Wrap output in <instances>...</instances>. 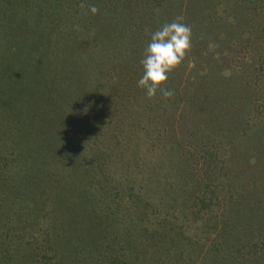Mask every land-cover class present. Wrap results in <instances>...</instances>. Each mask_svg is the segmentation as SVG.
<instances>
[{"label":"rangeland","instance_id":"374dc122","mask_svg":"<svg viewBox=\"0 0 264 264\" xmlns=\"http://www.w3.org/2000/svg\"><path fill=\"white\" fill-rule=\"evenodd\" d=\"M186 1L189 4V11L192 12L190 17L183 19L182 22L186 20L185 24L192 29L191 49L181 63L186 65L183 74L180 78L173 79L172 90L182 89L192 76L193 83H198L199 95L208 91L210 98L205 101L200 96V102L196 103L194 109L197 113L193 115L191 111L193 115L191 120L182 119L184 115L181 114L180 107L181 101L185 99L180 96L173 99L179 101L174 103L173 116L167 128L171 138L174 137V142L179 144L180 148L175 151L196 162L197 155L203 152L200 148L207 142L204 140L197 144L187 138L191 131L202 129L204 137L206 135L209 137L210 132L213 135L218 132V136L211 141L216 140L214 155L227 159V151L232 142H238L252 152L255 160L253 141H245L252 138L264 151V31H261L262 27L264 29V5H261L259 0H200V2L192 0V3ZM86 2L87 0L71 1L74 4L71 13L79 16L77 12L82 11L81 9L86 10ZM19 17L13 0H0V39H6L8 30L13 27L17 28L20 38L24 34L35 33L34 21L28 22L25 18ZM34 18L29 16L31 20ZM88 22L90 21L85 22L81 18V26L72 27L73 30L69 32L74 38L73 46L66 47L68 45L66 41V44H61L64 46L59 50L60 61L67 67L68 63L75 67L73 75L64 77L58 88H55L59 71L55 72V66L50 67L46 73L47 78L43 79L45 88L41 89L42 92H30L29 96H26L25 91L19 87L18 81L24 72L21 66L11 67L14 77L8 78L5 74L10 66L8 61L20 56L14 46L20 41L7 45L9 47L7 50L0 44V202L3 199L5 203L11 204L6 208L9 217L7 219L0 217V223L4 224L6 221V225L14 233L20 225L32 219L38 221L41 228L50 225L52 217L64 218L72 215L78 219L80 216L83 220L81 232L73 231L72 235L85 239L84 243L88 244L93 255L102 254L109 249L120 250L129 255L141 252V238L146 237L147 240L151 233L155 229H160L164 223L168 226L173 223L176 216L170 213L177 209L174 201H181L186 206L182 211L187 212L189 205L187 203L192 200L188 192L191 185L188 177H184L185 180L178 178L180 167L175 168V164L169 161L168 152L171 151L167 150L168 140L159 135L161 127L152 137L147 138L140 134L136 122L130 119L135 111L133 115L141 116L143 113L145 117L147 115L145 111L150 107L149 98L141 91L143 89L132 84L135 80H130L128 85L131 86L128 88L123 86L114 91L116 86L113 89V85L118 83L117 75L108 68V65L101 62L99 64L98 61H94L95 65H99L97 68L105 67L102 78L95 80L90 75L89 72L93 69L84 64L89 65L91 63L89 60H92V56L97 57L101 49L97 39L92 41L89 38L93 30L88 27ZM118 24L121 26V23ZM163 24L161 18L154 26H151V23L144 25L143 36L137 48L139 49L141 43L145 42L144 38L147 40V36ZM39 27L42 28L41 25ZM118 41L119 38L116 39V43ZM38 42L39 40L36 44ZM117 49L119 51L118 46ZM21 51L23 58L25 51ZM115 58V61H122L123 65H127L130 60V57L126 59V56L120 55ZM22 61L24 65L26 60ZM63 63H59V68ZM251 63L263 68L256 79L245 75L246 71H250L248 65ZM180 65L172 70L174 76L179 75L177 72ZM125 68L126 66L124 70ZM123 74L133 75L129 72ZM95 75L98 76V71H95ZM226 78L231 81L223 86L221 81ZM16 80L18 87H12ZM105 82L111 85L105 86ZM169 82L170 80L162 86H167ZM223 113L228 115L225 116ZM108 120L112 122L106 125ZM217 121L224 127L222 130L213 127V123ZM48 123L50 128L41 134L39 131ZM123 123L126 124L122 134L124 138L118 134L114 135L118 132L116 128ZM107 127L113 134L106 133ZM113 136V144L121 147L126 157L135 163L144 156V160L147 158V162L151 161L155 168L146 172L143 163L137 162L141 167L131 169L128 174L101 175L98 183L94 182L98 178V173L83 171L82 176L84 175L85 180L82 185V199L76 202V193L70 190L76 177L71 176L67 181L62 179L61 174L81 168L83 170L90 168L94 171L98 169L96 161L99 159L103 161L110 158L108 161L112 160L115 163L117 158L109 156V148L105 147L106 142L110 143ZM142 137L143 141H140ZM220 141L223 142L222 147ZM49 143L54 146L50 147ZM129 146L136 151L135 154L131 155L128 152ZM135 146L140 148L136 149ZM36 157L48 163L49 180L39 186H36L34 178L41 176V173L39 170L37 175L32 164L37 161ZM243 157L247 159L245 154ZM240 160L245 162V159ZM240 160L238 165L242 164ZM254 160L250 158L247 165L246 162L244 164L245 174L248 175L246 179L248 188L255 186L256 175L264 174V157L261 161L262 169L258 174H255ZM226 164L229 172L227 176H222L221 180L224 183L220 182L219 191L224 195V201L233 199L234 201L229 207L222 202L219 206L211 205L204 210L202 218L195 222L193 220L192 227L195 225L198 227L189 230L188 235L192 243L186 242L187 246L189 243L191 246L188 253L182 255L179 260L174 261L173 252L156 250L157 254H162L161 264H193L195 261L207 260V256H213L215 260L220 261L221 257L216 256L221 255L219 252L215 255L209 251L212 247L209 241H206L207 237H213L218 245L222 239L230 240L236 245L237 241H247L249 235L257 228L259 229L254 234L264 236L262 197L256 201L255 195L248 191L237 196L228 185L234 177L232 172L240 173L239 168L233 161ZM59 178L61 180L57 182ZM26 179L30 181L27 182ZM16 187L20 190L15 189ZM41 190H44L46 195L39 198L37 195ZM12 191L21 199L14 200L10 195ZM148 191L151 195L155 194L156 199L148 196ZM31 207L35 208L30 210ZM154 207L159 210L157 214L151 213ZM223 220L226 230L219 234L217 232L219 227L213 228L212 225L221 226ZM10 233L12 232H7ZM149 255L150 264H158L161 261L159 255L153 252Z\"/></svg>","mask_w":264,"mask_h":264},{"label":"trees","instance_id":"16d2710c","mask_svg":"<svg viewBox=\"0 0 264 264\" xmlns=\"http://www.w3.org/2000/svg\"><path fill=\"white\" fill-rule=\"evenodd\" d=\"M13 1L15 2V8L18 10L19 18H25L28 22L34 21L35 33L24 34L22 38H20L17 28L13 27L8 30L6 39H0V44H3L6 47L4 50H7L9 48L7 45L13 44L14 41H20L14 45L17 49V54L20 56L8 61L10 66L5 74H7L6 77L8 78L14 77L11 72V67L13 65H19L23 68L24 72L22 76H20L18 83L19 87L25 91L26 96H29L30 92H42L41 89L45 88V82L43 79L46 77V73L50 67L55 66V72L59 71V77L55 81V88H58L64 77L73 75L75 67L72 63H68L67 67L65 63L60 61L59 50L64 46L61 44H66V41H68L66 47H69V45L73 46L72 41L74 38L71 37L72 33L69 34V32H71L74 27L81 26V18L85 22L88 20L90 21L88 22V27L92 29L93 32L89 38L92 41L97 39L99 41V48L101 49V52H99L100 54L97 57L92 56V60H89L91 62L89 65H84L89 67V69H93L89 73L95 80L102 78L105 67L100 66L97 68L99 65H95L94 61H98L99 64L101 62L104 65H108V68H110V70L112 69L118 77L117 85H113V89L116 86L114 91H118L123 86H126L127 88L131 86L128 85L130 80H135L132 84L136 87L138 79L143 74L140 60L143 58L144 51L150 40V35L147 36V40L144 38L145 42L141 43L139 49L137 47L140 43L141 36H143L144 25H150L151 23V26H154L155 22L161 18L164 21V24L173 22L178 17L187 19L192 12V10L189 11V4L186 0H87L86 10L81 9L82 11H79V9V12H77V14H80L79 16L75 15L74 12L71 13L72 5H74L71 1L79 2L84 0ZM259 1L261 5H264V0ZM188 2L192 3V0H189ZM93 5L98 9L96 14H92L89 10L90 6ZM161 6L164 7L156 9ZM29 16H34L35 18L31 20L29 19ZM153 16H155V18H153ZM118 23H121V26ZM182 23H186V20ZM40 25L42 26L41 29L39 27ZM12 31H14V34H12ZM261 31H264L263 27ZM117 38H119V41L116 43ZM37 40H39L38 44H36ZM21 50L25 51V56L23 58ZM119 55L120 57L126 56V59L130 57L127 65H123L122 61H115V57ZM191 56L195 58L192 53ZM22 59L26 60L24 65ZM59 63H63L60 68ZM124 66H126L125 70ZM248 66L250 67V71H246L247 74L245 73V75L252 79H256V77L259 76L258 74L263 70V68H260L256 63H251ZM185 68L186 65L181 64L179 71L177 72L179 75L174 76L173 73H170L168 78L170 82L167 83V86L162 87H170L172 90L174 77L180 78ZM118 69L121 73H119ZM95 71H98V76L95 75ZM122 72H129V74L133 75L123 74ZM228 80L229 78L222 80L221 84L226 86L231 81ZM106 83L107 82H105V86L111 85ZM99 85L101 86L102 84L99 83ZM12 87H18L17 80ZM141 91L142 93H145L144 90ZM173 91L174 95L171 98H164L159 93H157L156 97L149 98L148 102L150 107L149 110L145 111L147 115L145 117L143 113L141 116L133 115L136 112L135 111L130 119L133 122H136V128L140 131V134L147 138L152 137L155 132H158L159 127H161L162 130L159 131V135L168 140L169 146L167 150L171 151L168 152L170 157L169 161L175 164V168H178V166L180 167L177 175L178 178L185 180L184 177H188L190 180L189 184L191 186L188 187V192L191 194L192 200L187 203V205L189 204L187 206V212L182 211L186 206L181 201H174L177 205V209L170 213L176 216L173 223H170L169 226L164 223L160 229H155L147 240L146 237L141 238V252L130 253L129 255L128 253L126 254L116 249H109L102 254L99 253L93 255L88 244L84 243L85 239H82L78 235H75V237L72 235L73 231H76L77 233L81 232L83 220L80 216V219H75L72 215L64 218L57 216L54 218L51 216L52 219L50 225H45V227L41 226V228L38 225V221L32 219V221L20 225L18 229H15L14 233L13 231H10L9 226L6 225L5 221L4 224L0 223V264H150V252L160 256L161 261L158 264H161L163 260L162 254H157V251L160 249H162V251L173 252L174 254L172 257L174 261L179 260L182 255L186 254V252L188 253V248L191 246L190 243L188 246L186 245L188 242H191L188 235L189 230L198 227V225L192 227L191 223L193 220L195 222V220L202 218L204 216V210L208 209L211 205L216 204L219 206L222 202V204L225 203L229 207L234 201V199L224 201L225 197L224 195H221L219 191L221 187L220 182L224 183V181L221 180L222 176H227V172H229L226 163L231 161L236 163L240 173L232 172L234 177L232 178L231 184L228 186L232 187L237 196L241 195V192L248 191L255 195L254 198L256 201H259L262 197L264 208V174L256 175V178H254V182L256 183L255 186L251 188L247 187L246 179L248 175L245 174L246 169L244 164L246 162L247 165L249 159L252 158V160H254V158L252 152L245 146H242V144L232 142L227 151L228 158H220L218 155L215 154V156L213 154L216 148V140H214L215 142H211L216 136H218V132H215V135L210 132L209 137L207 135L204 137L205 135H203L204 133L201 129L191 131L187 138L197 144L204 140L207 142L206 145L200 148L203 152L197 155L196 162H192L190 158L183 157L175 151L177 148H180L179 144L174 142L175 139L174 137L171 138L169 128H167L170 124V118L173 116L174 103L179 101L173 99L177 96L185 99L184 101H181L180 112L184 115L182 116V119L191 120L193 115L197 113L194 109L196 103L200 102V96L207 101L210 98V94L208 91H205L203 94L199 95L198 83H193L192 76L187 83L183 85L182 89L179 91ZM191 111L193 112V115ZM223 114L225 116L228 115L227 113ZM209 119L208 116V120ZM110 122H112V120H108L106 125ZM124 123L116 128L118 132H115L114 135L118 134V136L124 138V136H122L123 129L126 128V124ZM213 127L216 130H222L224 128L218 123V121L213 123ZM49 128L50 123L39 132L41 134L46 133ZM106 133L113 134V131L107 127ZM128 139H126V142ZM250 140L253 141L251 142L253 143L252 146L256 153V159L254 161H256V166H259L258 168L255 166V174H258L262 169L261 161L264 157V151L257 146L252 138L245 142H249ZM113 141L114 136L110 143L108 141L106 142L107 146L105 147L109 148V156L117 158L115 163L112 160L108 161L110 158L103 161L99 159V161H96L98 169L94 171L90 168L86 170L81 168L77 171H70L61 174V177L64 180L71 176L76 177L74 184L70 189L74 194L76 193V202H79L82 199V185L85 180L84 175L82 176L83 171L85 173H98V178L94 181L98 183L101 175L106 176L113 173L128 174L131 169H136L139 166L141 167V165L138 166L137 162L143 163V168L146 172L155 168L151 161L149 163L147 162V158L144 160V156L134 163L130 158L123 154L121 147L119 148L118 145L113 144ZM140 141H143V137ZM49 144L50 147L54 146L51 143ZM219 144L221 147L223 146L222 141H220ZM135 148L139 149L140 147L135 146ZM143 150L145 149L143 148ZM128 152L131 155L136 153V151L130 146ZM243 154L247 156V159L246 157H243ZM150 156L151 155H149V158ZM36 158L37 161L33 160V163L31 160V162L35 166L37 175L40 170L41 176L34 178L36 186H39L47 183L49 180L47 172L48 163H46L45 160L42 161L40 157ZM199 158L200 160L198 161ZM240 159H245V162ZM239 160L242 161V164L240 165L237 164L239 163ZM60 180V178L57 179V182H60ZM26 181L29 182L30 180L26 179ZM15 189L20 190L19 187H16ZM10 195L14 200L21 199V197L14 191H12ZM45 195L46 192L41 190L37 196L40 198ZM148 196L156 199L155 194L151 195L150 192L148 193ZM161 196L164 195L161 194ZM5 202L6 201L3 199L0 202V217L3 219L9 217L8 213H6V208L11 205L10 203ZM32 208L35 207H31L30 210H32ZM154 208L155 209L151 213L157 214L159 210L156 207ZM26 210H24L23 213H25ZM156 223L160 222L156 221ZM212 227H219V230L217 231L219 234L224 233L226 230L224 220L222 221L221 226L212 225ZM258 229L259 228H257V230ZM205 231L206 229L203 232ZM7 232L12 233L7 234ZM17 233H19V235H17ZM254 233L249 235L247 241H237L240 247L237 242L236 245H234L230 240L225 239L220 240L218 245L214 242L213 237H207L206 241H209L210 246L212 247L209 248L211 249L209 251H212L215 255L219 252L221 255L216 256L221 257V260L217 261L213 256H207V260H202L200 262L195 261L193 264H264V236L256 235ZM12 234L15 235L13 236ZM258 245L259 247H257ZM154 261L155 259H153L152 262Z\"/></svg>","mask_w":264,"mask_h":264},{"label":"clouds","instance_id":"9594fccd","mask_svg":"<svg viewBox=\"0 0 264 264\" xmlns=\"http://www.w3.org/2000/svg\"><path fill=\"white\" fill-rule=\"evenodd\" d=\"M90 12L96 14L98 9L90 6ZM182 17L161 25L150 33V41L144 51L140 64L143 74L137 81V87L145 91L148 98L157 93L164 98H171L174 91L162 87L168 81L169 74L185 59L191 49L192 29L182 23Z\"/></svg>","mask_w":264,"mask_h":264}]
</instances>
